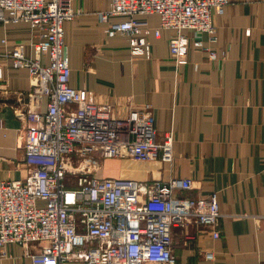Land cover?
Listing matches in <instances>:
<instances>
[{
	"label": "crops",
	"instance_id": "0c3cea01",
	"mask_svg": "<svg viewBox=\"0 0 264 264\" xmlns=\"http://www.w3.org/2000/svg\"><path fill=\"white\" fill-rule=\"evenodd\" d=\"M110 1L71 0L78 13L63 23L69 83L86 90L89 103L111 106L114 118H123L129 107L150 105L157 134L173 133L172 160L104 158L96 177L191 179V189L174 190L173 197H206L216 191L220 216L215 226L173 229L175 264H264V0H226L221 13L213 15L217 40L209 43L206 34L198 35L217 58L209 60L191 43L188 62L180 66L170 56V29H161L158 37L150 34V58L132 59L125 35L107 36L108 23L98 13ZM133 19L151 31L159 24L157 14ZM184 33L193 40L190 30ZM39 40V28L28 22H0L2 180L24 178L34 168L24 152L32 79L27 69L11 65L6 52L22 45L24 55L31 57ZM46 102L42 97L39 109L45 110ZM215 230L217 238L212 236ZM0 264L31 262L20 245L9 244Z\"/></svg>",
	"mask_w": 264,
	"mask_h": 264
},
{
	"label": "built area",
	"instance_id": "2783aa9c",
	"mask_svg": "<svg viewBox=\"0 0 264 264\" xmlns=\"http://www.w3.org/2000/svg\"><path fill=\"white\" fill-rule=\"evenodd\" d=\"M225 3L111 0L98 16L108 23L107 36L127 37L132 59L150 58L151 33L158 37L161 29L172 30L168 47L180 66L188 62L191 43L209 60L217 58L198 35L206 34L209 43L217 40L213 15ZM77 13L71 0H0V22L24 21L40 30L31 57L24 55L22 45L6 52L11 65L27 69L32 79L24 152L34 168L21 179H0V256L9 244H18L31 264H175L173 229L215 226L220 216L217 193L173 197L174 190L191 189L189 178L137 182L96 177L104 158L170 162L173 133L157 134L150 105L129 107L123 118H114L111 106L89 103L86 90L70 85L63 23ZM141 14H157L158 26L153 31L140 26L133 16ZM115 16L128 18L110 22ZM184 30L193 33V40ZM42 97L47 99L45 110L38 107Z\"/></svg>",
	"mask_w": 264,
	"mask_h": 264
}]
</instances>
